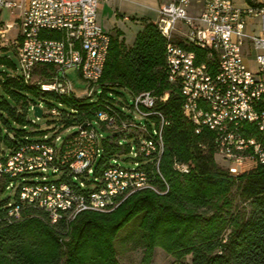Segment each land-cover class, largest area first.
I'll use <instances>...</instances> for the list:
<instances>
[{"label":"built area","instance_id":"2783aa9c","mask_svg":"<svg viewBox=\"0 0 264 264\" xmlns=\"http://www.w3.org/2000/svg\"><path fill=\"white\" fill-rule=\"evenodd\" d=\"M100 2L0 0V9L19 10L16 20L0 27V37L6 39L11 28L18 30L10 45L19 59L20 77L35 81L40 91L56 88L59 96L75 97L66 71L76 69L89 84L86 97H91L100 85L111 40L97 22ZM158 16L156 24L166 39L165 78L182 96V114L194 133H210L213 156L230 169L235 165L246 172L264 165V3L238 7L233 0H173L159 7ZM43 67L51 68L46 80L38 75ZM168 96V91L134 94L130 115L104 103L93 119L65 127L75 131L60 146L59 136L43 134L4 152L0 176L10 178L5 189L17 192L15 202L8 203L9 216L18 217L21 209L32 207L57 223L72 220V214L88 206L110 211L141 186L165 193L168 185L160 161L168 121L157 106ZM48 112L60 120L71 114L55 107ZM94 122L118 134L121 146L129 140L136 158L131 176H123L118 154L98 163L104 137ZM62 126L58 122L56 130ZM173 167L188 173L191 165L174 162ZM45 173L56 178L46 180ZM157 178L165 190L155 183Z\"/></svg>","mask_w":264,"mask_h":264},{"label":"trees","instance_id":"16d2710c","mask_svg":"<svg viewBox=\"0 0 264 264\" xmlns=\"http://www.w3.org/2000/svg\"><path fill=\"white\" fill-rule=\"evenodd\" d=\"M165 46V37L149 20L142 21L131 45L111 35L99 84L102 95L113 87L125 88L132 95L169 92L166 102L157 106L168 121L162 132L160 161L167 191L157 194L151 186L144 187L110 211H84L71 221L57 223L32 207L21 209L18 217L9 216L8 203L16 199H0V264H119L114 241L127 225L139 229L147 260L154 248L160 247L176 258L189 256L188 264H264V165L233 176L216 164L210 133H194L192 123L182 114V96L166 81ZM50 70L41 68L39 78L48 79ZM1 84L6 96H0V121L6 132L2 135L0 128V160L4 152L40 139L29 138L23 129H13L8 122V118L23 126L28 122L25 92L51 96L73 108L70 116L59 120L64 127L93 119L95 110L104 103L112 104L101 97L98 102H86L43 92L20 75L7 76ZM118 138L113 133L103 139L99 164L127 150V145L118 144ZM174 162L189 163V172H178ZM9 180L0 176V195ZM155 183L166 189L159 178ZM235 199L243 204L240 209H235Z\"/></svg>","mask_w":264,"mask_h":264},{"label":"rangeland","instance_id":"374dc122","mask_svg":"<svg viewBox=\"0 0 264 264\" xmlns=\"http://www.w3.org/2000/svg\"><path fill=\"white\" fill-rule=\"evenodd\" d=\"M9 1L20 2L21 0ZM235 2L237 6L246 5L245 0H235ZM196 4V2H193V5ZM147 12L146 15H149L152 20L156 21V16L154 15V13H151L149 11L150 13L148 14ZM18 15L19 10L17 8L13 9L12 12L9 8L0 9V27H2L6 22H12L16 20ZM98 19V24H101L99 23L100 21H98ZM253 20L258 21V18H255ZM137 27L138 25L133 23L130 24L128 28H126V42L130 43L133 34L137 30ZM101 28L105 31L108 30L107 27L102 25ZM17 36L18 30L16 28H11L6 33V39H2L0 37V96H6L1 82L7 76L19 75L21 72L19 67L18 56L10 45V41H13L15 38H17ZM66 76L70 82L72 94L75 96V98L85 99L84 101L86 102H98L101 97L102 99L110 100L117 109H119L126 115L131 114V105L133 98L132 94L127 89L122 87H113L111 89H107L105 91V95H102L101 93L103 90V86L97 85L94 88L95 93L88 98L86 96L89 90V84L80 76L79 72L76 69H69L66 71ZM25 96L26 101L28 103V109L26 114V119L28 122L26 123V125L23 126L22 124H18L13 121V119L8 118V122L11 127L13 129H23L24 132H26L27 136L33 139L41 138L42 134L40 133L42 132L47 134L49 137L59 136L60 139L57 142V146H60L62 144V141L68 135L75 131V128L71 127L69 130H67L64 126H62L61 130H56V125L58 124L60 119L58 117L51 116L48 111L51 107H55L59 110H66L69 112L71 111V107L68 106L66 103L48 95H36L32 92H25ZM10 101L13 105L15 104L14 101ZM34 105H38L44 110L42 116L37 117L33 114L32 107ZM46 112H48V114ZM94 123L96 127L101 131L104 138L110 134L109 130L102 129L98 123ZM0 128L2 130V135H4L6 132V126L3 124L2 121H0ZM33 129H36L38 133L32 134ZM128 141L129 140H127L126 142L127 150L119 153L117 156V161L119 165L125 167L124 169H131L132 167H135L134 161L136 158L129 150ZM214 161L219 167L223 168L233 176L243 174L244 170H247L244 168V170L240 169L238 171V167L235 165L234 167L237 170L233 168L230 169V165L226 161L222 160L219 156H214ZM45 175H48L45 178L46 180H54L56 178L55 176L49 175L48 173H45ZM39 179H41V177H39ZM16 196V188H10L5 189L1 193L0 199H8L10 202H13L16 199ZM234 206L235 209H240L243 204L240 203L237 199H235ZM229 231L230 229H227L224 232V239H226V237L228 236ZM139 232V229L136 228L135 225H127L126 227L122 228L117 234L114 241V246L116 250V258L118 259L119 264H188L190 262L189 256H185L183 258H176L160 247H155L151 257L147 260L145 258V251L142 241L140 239Z\"/></svg>","mask_w":264,"mask_h":264},{"label":"crops","instance_id":"0c3cea01","mask_svg":"<svg viewBox=\"0 0 264 264\" xmlns=\"http://www.w3.org/2000/svg\"><path fill=\"white\" fill-rule=\"evenodd\" d=\"M22 1V0H21ZM173 0H101L97 15L100 26L107 27V32L111 35H118L119 39H123L125 44L131 45L134 41L136 33L142 27L143 20H149L154 23L158 21V9L160 6L168 4ZM234 4L236 5L235 0ZM246 5L254 3H264V0H245ZM245 5V6H246ZM237 6V5H236ZM244 7V6H238ZM148 11V12H147ZM154 13L156 21L152 20L146 12ZM192 12V10H190ZM137 24V30L133 34L130 43L126 42V28L130 24Z\"/></svg>","mask_w":264,"mask_h":264},{"label":"bare ground","instance_id":"6f19581e","mask_svg":"<svg viewBox=\"0 0 264 264\" xmlns=\"http://www.w3.org/2000/svg\"><path fill=\"white\" fill-rule=\"evenodd\" d=\"M25 81H28V82H31L32 80H25ZM36 84V83H35ZM46 92H52V93H55V95H58L59 96V90L56 89V88H46ZM71 97V96H70ZM123 176H131V169H124L123 168ZM144 187H149V186H141V188H144ZM135 190H132V192H134ZM132 192H130L129 194H131ZM127 194V196L129 195ZM126 196V197H127ZM119 203V202H118ZM118 205V204H117ZM90 210H97V211H103V210H100V208H97V206H88L87 207V211H90ZM78 214H72V220L77 216ZM71 221V220H69Z\"/></svg>","mask_w":264,"mask_h":264},{"label":"water","instance_id":"95a60500","mask_svg":"<svg viewBox=\"0 0 264 264\" xmlns=\"http://www.w3.org/2000/svg\"><path fill=\"white\" fill-rule=\"evenodd\" d=\"M32 110H33V114H34L35 116H37V117L42 116V110H41V107H40V106H38V105H34V106L32 107Z\"/></svg>","mask_w":264,"mask_h":264}]
</instances>
